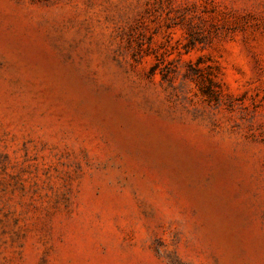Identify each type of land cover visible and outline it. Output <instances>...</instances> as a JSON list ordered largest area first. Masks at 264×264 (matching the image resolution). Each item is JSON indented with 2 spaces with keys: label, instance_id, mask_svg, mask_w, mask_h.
Wrapping results in <instances>:
<instances>
[{
  "label": "rangeland",
  "instance_id": "374dc122",
  "mask_svg": "<svg viewBox=\"0 0 264 264\" xmlns=\"http://www.w3.org/2000/svg\"><path fill=\"white\" fill-rule=\"evenodd\" d=\"M0 264H264V0H0Z\"/></svg>",
  "mask_w": 264,
  "mask_h": 264
}]
</instances>
